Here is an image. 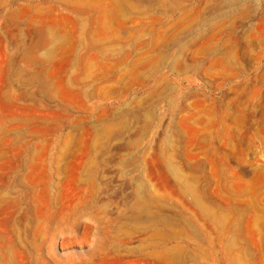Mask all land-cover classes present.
<instances>
[{
    "label": "rangeland",
    "instance_id": "rangeland-1",
    "mask_svg": "<svg viewBox=\"0 0 264 264\" xmlns=\"http://www.w3.org/2000/svg\"><path fill=\"white\" fill-rule=\"evenodd\" d=\"M178 263L264 264V0H0V264Z\"/></svg>",
    "mask_w": 264,
    "mask_h": 264
},
{
    "label": "bare ground",
    "instance_id": "bare-ground-1",
    "mask_svg": "<svg viewBox=\"0 0 264 264\" xmlns=\"http://www.w3.org/2000/svg\"><path fill=\"white\" fill-rule=\"evenodd\" d=\"M175 171V173H176V175H178V176H180V173L178 172V170H174ZM190 186V185H189ZM189 188V190H191V188L190 187H188ZM145 194V193H144ZM148 199V198H147ZM142 202V201H141ZM164 237V236H163ZM177 255V254H176ZM174 257H178V256H174ZM181 261V263H183V260L181 259V260H179V262ZM179 264V263H178Z\"/></svg>",
    "mask_w": 264,
    "mask_h": 264
}]
</instances>
